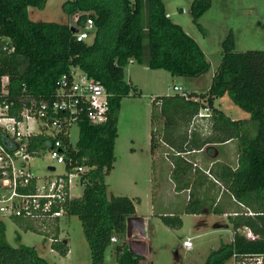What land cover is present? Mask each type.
I'll return each mask as SVG.
<instances>
[{"label": "trees", "instance_id": "obj_1", "mask_svg": "<svg viewBox=\"0 0 264 264\" xmlns=\"http://www.w3.org/2000/svg\"><path fill=\"white\" fill-rule=\"evenodd\" d=\"M213 0H194V22L211 8ZM47 0H0V75H8L17 98L48 99L55 94L57 82L80 68L86 76L101 83L111 94L108 120L95 125L86 118L79 124L76 145L64 137L68 159L85 167L80 184L83 195L67 204L66 218L77 216L91 251V264H106V250L115 244L117 264H144L129 251L127 220L136 216L134 200L127 196L108 197L105 178L116 161L118 116L124 98L141 96L125 80V70L132 63L152 70H166L173 76L190 79L202 77L210 63L193 37L172 21L162 0H67L62 10L68 18L80 15L94 21V38L78 42L70 24L36 22L29 9H44ZM147 43V44H146ZM228 96L251 119L233 120L215 106V100ZM197 98L198 100H195ZM158 127L151 133V151L161 145L172 149V179L176 189L191 190L185 214H226L215 206L220 190L231 197L237 209L229 212L233 240L213 251L205 264H227L234 254L264 255V51L237 52L230 34L223 42L222 61L207 92L191 93L189 99L178 94L159 96ZM214 110L212 133L189 134L193 117L203 107ZM156 113V114H155ZM237 142V161L231 166L216 162L202 170L189 156L210 146ZM218 188V189H217ZM251 215H244L246 211ZM237 213L238 215H234ZM241 214V215H240ZM165 225L182 227L178 215L162 216ZM22 225V224H21ZM28 226V225H27ZM23 226L29 230V226ZM248 227L259 238L248 240L239 230ZM57 242L52 248L61 255L69 252L67 240H60L59 226L54 230ZM116 238L117 242H112ZM0 264H50L37 250L11 246L6 239V225L0 224Z\"/></svg>", "mask_w": 264, "mask_h": 264}, {"label": "rangeland", "instance_id": "obj_2", "mask_svg": "<svg viewBox=\"0 0 264 264\" xmlns=\"http://www.w3.org/2000/svg\"><path fill=\"white\" fill-rule=\"evenodd\" d=\"M65 1L67 0H47L44 9L30 8V19L36 22L74 23V18L70 19L63 13L62 5ZM162 1L172 21L181 25L199 44L210 63V68L202 77L190 79L173 76L166 70H152L138 63H130L127 66L125 80L137 88L141 96L131 95L121 102L115 145L116 161L113 170L105 178V184L108 187V197L114 195L131 198L139 214L147 221L145 236L136 234L134 237L148 241L149 260L144 262L145 264H205L213 251L219 249L222 244L232 242L233 229L228 216L220 217L208 212L207 215L201 216L202 219H198V216L182 214L179 204L172 206L162 203L163 192H160V188L168 189L172 184L176 185L172 179L173 169L169 176L171 164L169 166L167 163L172 162L170 156L174 151L171 152L165 147L164 149L170 152L169 157H165L161 151L157 152L158 158L153 157L151 133L154 127L159 126L157 116L153 124V114L159 107L155 108L152 100L159 96L176 94L173 86L177 84L191 93L207 92L222 61L223 42L230 34L234 37L237 52L264 51V0H213L211 8L198 21L201 28L194 22L191 13L194 0ZM215 106L233 120L251 119L250 114L236 106L228 96L216 99ZM78 139L79 127L74 125L70 130L71 143L76 145ZM227 147L232 149L230 162L235 164L237 142H231ZM32 163L36 174L45 173L50 165H56L57 170L61 171V166L57 165L49 154L34 159ZM83 191L84 186L76 184L72 188V195L74 198L80 197ZM179 199L180 203L184 204L186 194ZM165 213L168 216H180L182 227L165 225L162 219ZM5 225L6 239L11 246L33 247L50 264L92 263L90 247L82 222L77 216L65 217L60 221V240H67L69 244L66 256L52 248L51 238L21 228L11 220L5 219ZM221 225L228 228L221 229ZM189 238L192 240V247L184 245ZM126 240L128 244L129 240ZM114 247L115 244H112L106 250V264H117Z\"/></svg>", "mask_w": 264, "mask_h": 264}, {"label": "built area", "instance_id": "obj_3", "mask_svg": "<svg viewBox=\"0 0 264 264\" xmlns=\"http://www.w3.org/2000/svg\"><path fill=\"white\" fill-rule=\"evenodd\" d=\"M79 19L80 15H76L70 28L78 42L90 43L94 38V21L87 18L80 25ZM173 90L186 99L191 96L179 85H174ZM111 96L101 83L88 78L78 67L71 76L64 75L58 80L55 94L48 99L25 95L17 98L10 76L0 75V224L6 219L21 228L28 225L29 230L57 242L54 230L58 226L60 230L67 204L74 198L72 188L80 184L85 172V167L68 159V146L63 138H70L71 128L84 118L95 125L104 124ZM156 106L160 107L161 102L156 101ZM213 117V108L203 106L193 117L189 134L197 131L203 136L210 135ZM44 154L61 166L60 172L56 165L48 166L43 174L34 172L32 161ZM248 214L252 213L247 210L244 215ZM239 232L251 241L259 238L248 227ZM112 242L117 239L112 238ZM184 245L192 247L191 238ZM227 264H264V255L234 254Z\"/></svg>", "mask_w": 264, "mask_h": 264}, {"label": "crops", "instance_id": "obj_4", "mask_svg": "<svg viewBox=\"0 0 264 264\" xmlns=\"http://www.w3.org/2000/svg\"><path fill=\"white\" fill-rule=\"evenodd\" d=\"M168 16L172 19L171 15L169 13H168ZM132 64H134V63H132ZM177 85H179V84H177ZM230 143L231 142L226 143L225 145H221V146L220 145L219 146L218 145L217 146L214 145V146L207 147L206 149H204L202 151L193 152L189 156V158L192 159L193 163H197L198 164V167L201 168L202 170H204V169H206V170L210 169L213 166V164L216 163V162H222V163H226V164H229V165L233 166L234 164L230 162L231 161V157H230L231 151L230 150H232V149H229L228 147L226 148V146L229 145ZM165 147H168V146H166L164 144L161 145L153 153V157H157L158 158V155H157V152L158 151H161L165 157H166V153H169L170 154V152H167L164 149ZM168 149H170V148L168 147ZM170 151L172 152L173 150L170 149ZM236 152H237V148H236ZM202 162L204 163L203 166L201 165ZM167 163L169 164V166L171 164L170 171H169V176H170L171 170L174 169L173 168L174 167V165H173L174 163L173 164H172V162H167ZM170 183H171V181H170ZM161 191L163 192L161 194L162 200H163L162 203H168L169 205H172V206H176V205L179 204L180 205V208L183 211V212L181 211L182 214L183 213L185 214V209H186V206L188 204V201H189L190 195H191V190L190 189H186V190H183V191H178L176 189V185L172 184V186L170 188H168V189H166L164 187L163 188H160V192ZM183 194H186V201H184V204L183 203L181 204L180 201H179L180 200L179 197L182 196ZM168 197H170L169 200H168ZM217 205H218L219 208H221L222 211L227 212V213L226 214L224 213L222 215H217V214H213V213H209V214H211V215L213 214V215L220 216V217H227L228 216L227 214L229 212L237 209V205H236L235 201L231 197H229L228 195H224L223 194V189L220 190L219 196L216 199L215 206H217ZM154 210H155V208H154ZM208 212H209L208 210H205V212L202 213V214H187V215L198 216V219H202L201 216H203L205 214L207 215ZM136 213H137L136 216H141V217H143L145 219V217L143 215H140L139 214L137 208H136ZM162 216H168V215H166V213H165ZM146 223H147V221L145 219V230H146V225H147ZM229 223H230V221H229ZM231 226H232V224H231ZM225 227L228 228L227 226L221 225V229H224ZM232 229H233V227H232ZM144 241H146V240H144ZM146 242H147L146 243L147 244V252H146L145 256H146L147 260H145L144 262H147L149 260V258H148L149 257V255H148V241H146Z\"/></svg>", "mask_w": 264, "mask_h": 264}, {"label": "water", "instance_id": "obj_5", "mask_svg": "<svg viewBox=\"0 0 264 264\" xmlns=\"http://www.w3.org/2000/svg\"><path fill=\"white\" fill-rule=\"evenodd\" d=\"M54 168H52L53 170ZM137 235L145 236V219L141 216H133L127 220V239L129 251L139 257L147 252V244L143 240L135 239Z\"/></svg>", "mask_w": 264, "mask_h": 264}]
</instances>
